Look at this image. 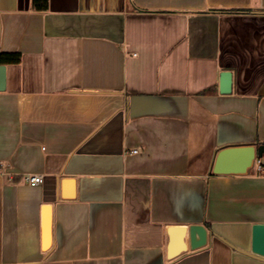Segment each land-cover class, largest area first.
<instances>
[{
    "label": "crops",
    "instance_id": "0c3cea01",
    "mask_svg": "<svg viewBox=\"0 0 264 264\" xmlns=\"http://www.w3.org/2000/svg\"><path fill=\"white\" fill-rule=\"evenodd\" d=\"M1 52L0 264H264V174L213 171L264 143V0H0Z\"/></svg>",
    "mask_w": 264,
    "mask_h": 264
},
{
    "label": "water",
    "instance_id": "95a60500",
    "mask_svg": "<svg viewBox=\"0 0 264 264\" xmlns=\"http://www.w3.org/2000/svg\"><path fill=\"white\" fill-rule=\"evenodd\" d=\"M233 85V72L224 70L221 74L220 91L230 93ZM7 88V65L0 63V91ZM264 155V143L259 146L254 144L236 145L222 148L216 158L213 171L218 174H245L253 166L256 155ZM183 232H188V244L181 247L170 246V256L190 249L197 250L205 247L209 242V229L202 223L190 224L181 228ZM264 258V223H256L253 226V243L251 252Z\"/></svg>",
    "mask_w": 264,
    "mask_h": 264
},
{
    "label": "trees",
    "instance_id": "16d2710c",
    "mask_svg": "<svg viewBox=\"0 0 264 264\" xmlns=\"http://www.w3.org/2000/svg\"><path fill=\"white\" fill-rule=\"evenodd\" d=\"M33 7L36 10H47L49 8V0H33ZM21 60V54L19 52H1L0 63L1 64H16Z\"/></svg>",
    "mask_w": 264,
    "mask_h": 264
},
{
    "label": "built area",
    "instance_id": "2783aa9c",
    "mask_svg": "<svg viewBox=\"0 0 264 264\" xmlns=\"http://www.w3.org/2000/svg\"><path fill=\"white\" fill-rule=\"evenodd\" d=\"M138 150H134L137 152ZM254 168L258 173L264 174V155L259 156L258 154L255 157L254 164L250 168ZM29 183L33 186L39 185L43 182V175L42 174H29L27 177Z\"/></svg>",
    "mask_w": 264,
    "mask_h": 264
}]
</instances>
